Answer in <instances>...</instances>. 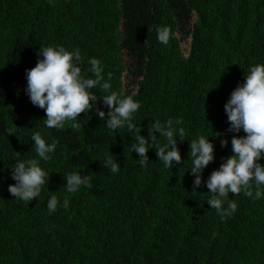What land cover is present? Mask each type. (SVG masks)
Masks as SVG:
<instances>
[{
	"label": "trees",
	"instance_id": "obj_1",
	"mask_svg": "<svg viewBox=\"0 0 264 264\" xmlns=\"http://www.w3.org/2000/svg\"><path fill=\"white\" fill-rule=\"evenodd\" d=\"M161 26L171 32L167 45L157 39ZM46 46L78 49L90 78L88 61L99 60L111 90L140 102L141 135L158 119L184 129L182 163L166 169L152 150L141 168L130 151L135 136L107 129L94 112L81 113L79 131L70 122L47 128L24 91ZM256 64H264V0H0V264H264V198L230 194L238 209L221 220L206 203L210 190L194 193L188 172L189 142L200 135L215 146L204 181L232 155L224 105ZM36 132L57 148L40 161L50 179L29 203L7 189L15 161L39 159ZM108 155L119 173L104 166ZM69 172L90 176L92 187L67 193ZM52 195L69 207L49 215Z\"/></svg>",
	"mask_w": 264,
	"mask_h": 264
},
{
	"label": "clouds",
	"instance_id": "obj_2",
	"mask_svg": "<svg viewBox=\"0 0 264 264\" xmlns=\"http://www.w3.org/2000/svg\"><path fill=\"white\" fill-rule=\"evenodd\" d=\"M156 31L158 41L167 45L171 37L169 27L161 26ZM37 55L42 58L38 59L35 67L26 70L27 86L24 91L32 105L46 113L43 122L47 128L63 129L70 122L71 128L79 131L82 126L80 120H83L81 113L86 117L94 112L107 129L116 131L126 128L135 136L130 151L138 155L136 163L141 168L148 166L150 160L147 153L152 150L166 169L182 163L177 138L181 142L187 141L184 129L176 132L172 119L163 122L158 119L147 129V137L141 135L144 129L134 122L135 114L141 108L140 102L131 95L123 96L111 90L99 60L89 59L91 68L88 71L94 77L90 78L82 72L78 49L69 51L63 46H46L39 48ZM110 79L111 74L108 75ZM97 86L108 93L99 100L91 91ZM100 101L107 107V113L98 107ZM224 110L229 123L228 131L236 134L231 138L232 155L225 158L204 181V170L215 162V146L210 137L200 135L189 142L191 168L188 171L194 177V193L203 187L210 190L205 193L209 197L206 203L216 210L221 220L230 218L238 209L230 194L235 197L242 193L254 200L264 198V164L260 163L264 160V64L250 67L244 83L232 91ZM241 131L246 135H238ZM158 137L166 142L159 144ZM31 141L39 159L15 161L11 168V179L15 183L7 189L14 199L29 203L41 196L42 186L50 179L49 172L40 166V161L47 162L57 148L55 139L49 143L40 132L34 133ZM220 143L222 147H227L229 141L223 139ZM104 166L112 174L120 172V164L112 159V155L105 157ZM63 179L67 193L92 187L91 177L77 172L66 173ZM69 203L67 198L61 203L56 195H52L47 201L49 215L55 213L58 207L67 209Z\"/></svg>",
	"mask_w": 264,
	"mask_h": 264
},
{
	"label": "rangeland",
	"instance_id": "obj_3",
	"mask_svg": "<svg viewBox=\"0 0 264 264\" xmlns=\"http://www.w3.org/2000/svg\"><path fill=\"white\" fill-rule=\"evenodd\" d=\"M183 47L186 49H190V47L186 46L185 44L183 45Z\"/></svg>",
	"mask_w": 264,
	"mask_h": 264
}]
</instances>
